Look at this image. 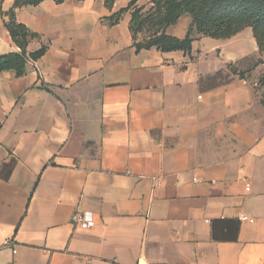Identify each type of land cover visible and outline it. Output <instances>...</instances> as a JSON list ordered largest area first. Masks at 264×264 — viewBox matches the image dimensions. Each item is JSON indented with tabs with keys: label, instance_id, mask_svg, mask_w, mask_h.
Segmentation results:
<instances>
[{
	"label": "crops",
	"instance_id": "crops-1",
	"mask_svg": "<svg viewBox=\"0 0 264 264\" xmlns=\"http://www.w3.org/2000/svg\"><path fill=\"white\" fill-rule=\"evenodd\" d=\"M15 1L0 0V57L21 52ZM131 3L16 10L38 35L27 52H47L0 73V264H264V109L247 79L203 81L259 54L252 29L137 52L132 12L108 21Z\"/></svg>",
	"mask_w": 264,
	"mask_h": 264
},
{
	"label": "trees",
	"instance_id": "trees-1",
	"mask_svg": "<svg viewBox=\"0 0 264 264\" xmlns=\"http://www.w3.org/2000/svg\"><path fill=\"white\" fill-rule=\"evenodd\" d=\"M43 1L45 0H16L14 8L7 14L9 20L6 22V27L13 41L20 47L21 52L1 56L0 73L15 70L22 76L25 74L26 65L29 61L38 60L47 52L45 46L36 52H27L29 43L37 39L38 35L16 19L18 8L37 6ZM55 1L62 3L65 0ZM111 1L109 0V2ZM137 2L138 0H132L127 9H123L108 18L109 24L115 25L119 23L125 12H132L130 30L137 52L156 48L163 53L182 51L190 55L194 42L192 36L194 28L201 37L218 40L232 38L246 28H252L259 52L262 50L261 31L264 28V0H150L152 7L148 10L143 6L139 7ZM185 15L193 19L187 36L179 39L168 35L166 30L175 25ZM140 33L141 38L138 37ZM241 64L242 62L236 65L230 64L228 72L239 76L241 79H247L244 72L238 69ZM222 74L224 72H219L213 77L203 79V81L211 82V86L231 81L229 79L217 83ZM11 164L4 163L0 165V178L6 179L8 177ZM235 237L231 239H236Z\"/></svg>",
	"mask_w": 264,
	"mask_h": 264
},
{
	"label": "rangeland",
	"instance_id": "rangeland-1",
	"mask_svg": "<svg viewBox=\"0 0 264 264\" xmlns=\"http://www.w3.org/2000/svg\"><path fill=\"white\" fill-rule=\"evenodd\" d=\"M138 37H142L141 33L138 35ZM261 37L263 39L262 50L258 55H254L255 57L244 62V65H240L238 69L241 70V72H244L247 80L255 88V91L259 96V105L261 106L260 108L264 109V28L261 31ZM232 75L233 74L229 72L222 74L219 77L217 83L233 78Z\"/></svg>",
	"mask_w": 264,
	"mask_h": 264
},
{
	"label": "built area",
	"instance_id": "built-area-1",
	"mask_svg": "<svg viewBox=\"0 0 264 264\" xmlns=\"http://www.w3.org/2000/svg\"><path fill=\"white\" fill-rule=\"evenodd\" d=\"M75 218H78V216H75ZM243 220H247V217H242ZM80 220V219H79ZM81 228L83 229H89L95 226V222L92 220H84L80 224Z\"/></svg>",
	"mask_w": 264,
	"mask_h": 264
}]
</instances>
